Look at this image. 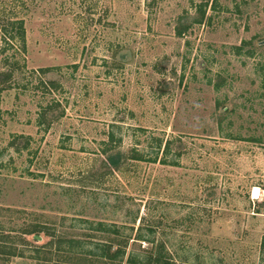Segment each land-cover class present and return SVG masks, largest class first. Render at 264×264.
I'll use <instances>...</instances> for the list:
<instances>
[{"label": "rangeland", "instance_id": "rangeland-1", "mask_svg": "<svg viewBox=\"0 0 264 264\" xmlns=\"http://www.w3.org/2000/svg\"><path fill=\"white\" fill-rule=\"evenodd\" d=\"M263 237L264 0H0V264H261Z\"/></svg>", "mask_w": 264, "mask_h": 264}, {"label": "trees", "instance_id": "trees-1", "mask_svg": "<svg viewBox=\"0 0 264 264\" xmlns=\"http://www.w3.org/2000/svg\"><path fill=\"white\" fill-rule=\"evenodd\" d=\"M177 35L182 36L183 35V30H178L177 29ZM3 37H4V42L5 46H11L10 41H18L19 47L17 48V53L19 54H25L27 51V41H26V28H25V23L23 20H10L7 22L6 25L3 26ZM6 47V48H7ZM5 48V49H6ZM5 49H2L4 51ZM18 64V63H17ZM41 72H44V69L40 70ZM158 150H160L161 147V142H159L158 145ZM171 149V141H167L164 146V154L165 158L169 155ZM137 161H149V162H160L162 164H169V165H175L176 163H168L166 159H161L158 161L157 158L153 159H147L145 156L141 155L138 153V151H135V157H133ZM108 161H110L111 165L114 167H118L120 162H121V155H111L108 158ZM156 247V255L153 256V253L148 254V264H177L175 261H170L168 258L169 256L167 255V246L164 242H159ZM105 253L106 255L105 258L108 260L119 257V256H124L125 251L115 248L113 246H105ZM261 247L262 250L264 251V237L261 242ZM135 261H133L132 257H129V260L127 261V264H133ZM261 264H264V256L262 258Z\"/></svg>", "mask_w": 264, "mask_h": 264}, {"label": "bare ground", "instance_id": "bare-ground-1", "mask_svg": "<svg viewBox=\"0 0 264 264\" xmlns=\"http://www.w3.org/2000/svg\"><path fill=\"white\" fill-rule=\"evenodd\" d=\"M255 190V189H254Z\"/></svg>", "mask_w": 264, "mask_h": 264}]
</instances>
